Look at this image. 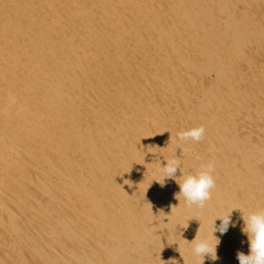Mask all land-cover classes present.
<instances>
[{
  "label": "bare ground",
  "instance_id": "obj_1",
  "mask_svg": "<svg viewBox=\"0 0 264 264\" xmlns=\"http://www.w3.org/2000/svg\"><path fill=\"white\" fill-rule=\"evenodd\" d=\"M261 209L264 0H0V264H239Z\"/></svg>",
  "mask_w": 264,
  "mask_h": 264
},
{
  "label": "clouds",
  "instance_id": "obj_2",
  "mask_svg": "<svg viewBox=\"0 0 264 264\" xmlns=\"http://www.w3.org/2000/svg\"><path fill=\"white\" fill-rule=\"evenodd\" d=\"M205 133V127L200 125L178 132L177 138L180 141L199 143L203 140ZM195 158L197 160L200 159L198 154H196ZM177 169L181 170L180 159L166 160V164L161 167L164 178L162 181H157L162 188L165 187V178L176 179ZM214 171V163L209 162L207 165L202 166L201 170L193 174L183 175L182 182L177 179L180 191L176 194V198L178 199L179 196H183L185 203L189 207L195 205L203 208L211 199L212 190L216 187L213 176ZM243 219L244 228L242 231L248 238L249 254L245 255L243 252L238 251L236 258L239 264H264V209L252 212L247 218L243 217ZM220 220L219 226L215 225V221L213 224V232H218L220 236L225 235L229 227H235V223L231 220L230 216L220 218ZM196 241L197 236L192 242H195L194 254L201 257L200 264H204L205 257L210 258L212 261L218 259L216 249L220 243L219 238H216L217 243L215 246H212L206 239Z\"/></svg>",
  "mask_w": 264,
  "mask_h": 264
}]
</instances>
